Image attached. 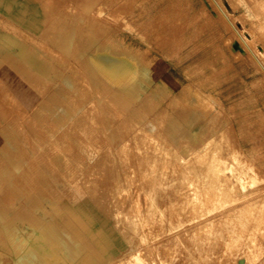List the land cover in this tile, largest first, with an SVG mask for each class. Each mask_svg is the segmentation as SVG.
Here are the masks:
<instances>
[{"label":"rangeland","instance_id":"obj_1","mask_svg":"<svg viewBox=\"0 0 264 264\" xmlns=\"http://www.w3.org/2000/svg\"><path fill=\"white\" fill-rule=\"evenodd\" d=\"M260 1L0 0V264H264Z\"/></svg>","mask_w":264,"mask_h":264},{"label":"bare ground","instance_id":"obj_2","mask_svg":"<svg viewBox=\"0 0 264 264\" xmlns=\"http://www.w3.org/2000/svg\"><path fill=\"white\" fill-rule=\"evenodd\" d=\"M260 1V0H259ZM262 1V0H261ZM261 1H260V3H261ZM264 1V0H263ZM262 1V2H263ZM209 4V3H208ZM215 3H213V5H214ZM217 4H218V2H217ZM216 5V4H215ZM214 5V6H215ZM254 5V4H253ZM255 5H260L259 3H256ZM255 5H254V8H256L255 7ZM262 5H264V4H262ZM262 5H260L259 7H261ZM219 6V5H218ZM218 6H216V7H218ZM222 7V6H221ZM264 7H262V10H264L263 9ZM217 9H219V7L217 8ZM256 9H258V8H256ZM259 10V9H258ZM261 10V9H260ZM259 10V11H260ZM259 13V12H258ZM130 34V33H129ZM240 35V34H239ZM236 39V38H235ZM240 39V38H239ZM242 39H243V37H242ZM250 39V38H249ZM233 40V39H232ZM237 40V39H236ZM241 40V39H240ZM251 40V39H250ZM234 41V40H233ZM242 41V40H241ZM247 43V42H246ZM239 44V43H238ZM240 45V44H239ZM242 46H243V44H242ZM238 47V45L236 44V48ZM244 47V46H243ZM246 48V47H245ZM241 49H243V48H241ZM248 49V48H247ZM245 50V49H244ZM249 50V49H248ZM252 50V49H251ZM239 51V50H238ZM135 53V52H134ZM236 53V52H235ZM241 53H242V51H241ZM252 53H253V51H252ZM256 53V52H255ZM236 54H238V53H236ZM240 54V53H239ZM238 54V55H239ZM244 54V53H243ZM254 54V53H253ZM93 58V57H92ZM93 60H94V58H93ZM96 61V60H95ZM97 62V61H96ZM122 64H123V62H122ZM99 65V64H98ZM102 66V65H101ZM200 67V66H199ZM198 66L197 67H195V70H196V68H199ZM165 68V67H164ZM104 69V68H103ZM112 69V68H111ZM191 69V68H190ZM105 70V69H104ZM123 70L126 72V73H130L131 72V67L129 66V65H126L124 68H123ZM148 70V69H147ZM146 69H145V71H147ZM157 70V69H156ZM155 70V71H156ZM122 71V70H121ZM160 71V70H159ZM159 71H158V73H159ZM163 71V70H162ZM133 72V71H132ZM149 72V71H148ZM151 73H152V71H150ZM149 72V73H150ZM154 72V71H153ZM157 72V71H156ZM112 73V72H111ZM145 73V72H144ZM155 73V72H154ZM157 73V74H158ZM188 73H189V71H188ZM138 74V73H137ZM153 74V73H152ZM199 74V73H198ZM145 75V74H144ZM155 76H156V74H155ZM194 76H196V74H194ZM62 77V76H61ZM146 77V76H145ZM125 78V77H124ZM151 78V77H150ZM146 79V78H145ZM143 81V80H142ZM149 82V81H148ZM195 82H197V81H195ZM213 82V81H212ZM199 83V82H198ZM209 83V82H208ZM147 84V83H146ZM207 85L205 82H203V85ZM215 84V83H214ZM201 85H202V83H201ZM202 85V86H203ZM148 86V85H147ZM197 86V85H196ZM208 86H210V85H208ZM211 86H213V84H211ZM210 86V87H211ZM210 87H208V89L210 88ZM215 87V86H214ZM214 87H213V90H214ZM206 88V87H205ZM196 89H198V87L196 88ZM200 89V88H199ZM215 91V90H214ZM142 92V91H141ZM199 93H200V91H199ZM144 94V93H143ZM151 94V93H150ZM201 94V93H200ZM214 94V93H213ZM146 95V94H145ZM145 95H144V97H145ZM69 96V95H68ZM211 97V96H210ZM65 99V98H64ZM209 106V105H208ZM47 107V106H46ZM118 110V109H117ZM117 113H120L119 111H116ZM61 112H59V110H56L55 111V114L56 115H59ZM81 115V114H80ZM115 115V114H114ZM120 114H118L117 116H119ZM105 116H107V115H105ZM196 116V115H195ZM46 123V122H45ZM48 124H46L45 126H47ZM214 126V125H213ZM217 127H218V125H217ZM220 127V126H219ZM218 127V128H219ZM212 128H214V127H212ZM216 128V127H215ZM225 128V127H224ZM217 129V128H216ZM216 129H213V131L215 130L216 131V133L217 132H219V130L217 131ZM212 130V129H211ZM223 132V131H222ZM221 133V132H220ZM224 134V133H223ZM235 134V133H234ZM196 135H197V132H196ZM219 136H221V135H219ZM229 137V136H228ZM221 139H222V136H221ZM224 140V139H223ZM238 140V139H237ZM222 141V140H221ZM225 141H227V140H225ZM237 142V141H236ZM225 143V142H224ZM224 143H223V145H224ZM230 143V142H229ZM228 143V144H229ZM238 143V142H237ZM241 144V143H240ZM239 144V145H240ZM235 145V144H234ZM220 147H222V145L220 146ZM220 147H218V148H220ZM226 147H228V146H226ZM229 147H230V145H229ZM228 147V148H229ZM223 148H225V147H222V149ZM232 148H234V147H232ZM231 148V149H232ZM239 148H241V147H239ZM221 149V150H222ZM227 149V148H226ZM226 149H225V151H226ZM235 149H236V147H235ZM243 149V148H242ZM84 150H85V155H87L90 159H93V156H92V153H91V151L89 150V149H87L86 147L84 148ZM220 150V151H221ZM228 151H231V150H229V149H227ZM234 150V149H233ZM241 150V149H240ZM245 150V149H244ZM224 151V150H223ZM225 151H224V153H225ZM237 151H239V149L237 150ZM246 151V150H245ZM222 152V151H221ZM241 152V151H240ZM223 153V154H224ZM239 156H241L242 154H239L238 152H236ZM242 153V152H241ZM112 154V153H111ZM221 154V153H220ZM226 154H227V152H226ZM234 154H235V151H234ZM108 155H110V153L108 154ZM162 154H160V156H161ZM222 155V154H221ZM220 155V156H221ZM231 154H229V156H230ZM244 155V154H243ZM106 156H107V154H106ZM105 156V157H106ZM111 156V155H110ZM226 156V155H225ZM228 156V155H227ZM161 157H163V156H161ZM232 157V156H231ZM230 157V158H231ZM238 157V156H237ZM243 157H245V155L243 156ZM159 158V157H158ZM165 158V157H164ZM183 158V157H182ZM226 158H228V157H226ZM225 158V159H226ZM250 158V157H249ZM159 159H161V158H159ZM166 159V158H165ZM233 159V158H232ZM246 159V158H245ZM244 159V160H245ZM251 159H252V157H251ZM250 159V160H251ZM162 160V159H161ZM234 160V159H233ZM239 161H240V158L238 159ZM243 160V161H244ZM248 160V159H247ZM216 161H217V159H216ZM120 162V161H119ZM229 162H232L231 161V159H229ZM238 162V161H237ZM236 162V163H237ZM252 162V161H251ZM107 164H108V168H109V177H111L110 179L111 180H113V181H115L114 182V185H115V183H116V186H115V188L117 189V191L118 192H120V190H119V188L121 187V185H120V178H121V176L120 175H118V168H117V162L115 161V160H113L112 159V157L110 158V157H108V162H106ZM182 163V162H181ZM239 163H241V162H239ZM215 164H217V163H215ZM234 164V163H233ZM238 164V163H237ZM251 164H253V163H251ZM251 164H250V166H251ZM221 165V164H220ZM219 165V166H220ZM227 165V164H226ZM241 165V164H240ZM245 165V164H244ZM216 166V165H215ZM218 166V167H219ZM235 166V165H234ZM243 166V165H242ZM246 166V168L248 167L247 165H245ZM240 167V166H239ZM238 167V168H239ZM254 167V166H253ZM216 168V167H215ZM226 168V167H225ZM232 168V167H231ZM255 168V167H254ZM254 168H253V170H254ZM224 169V168H223ZM240 169L241 168H239V171H240ZM244 169H245V167H244ZM217 170H220V169H217ZM216 170V171H217ZM231 170H234L233 168L231 169ZM242 171V170H241ZM255 171V170H254ZM253 171V172H254ZM218 172V171H217ZM224 172V171H223ZM250 172V171H249ZM252 172V171H251ZM244 173V172H243ZM255 173H256V171H255ZM258 173V172H257ZM256 173V174H257ZM216 174V173H215ZM220 174V175H219ZM223 174H225V173H223ZM222 174V172L220 173V172H218L217 174H216V177H217V175L220 177L221 175H222V177H224V175ZM227 174H229V173H227ZM231 174H233V173H231ZM168 175V174H167ZM166 175V176H167ZM171 175V174H170ZM225 176H227V175H225ZM256 176V175H255ZM219 177H218V179H219ZM222 177H220V178H222ZM225 178V177H224ZM228 176H227V179H226V181H228ZM221 180V179H220ZM222 180H223V178H222ZM232 180V179H231ZM258 180H259V177H258ZM112 181V182H113ZM230 181V180H229ZM215 182H220V181H216V178H215ZM223 182H225L224 180L222 181V183ZM232 182H233V180H232ZM229 183V182H228ZM228 183H226L228 186H230ZM234 183V182H233ZM257 183V182H256ZM220 184H221V182H220ZM220 184H218V185H220ZM258 184V183H257ZM226 185V186H227ZM253 185H254V182H251V183H249V184H247V183H242V185H241V187H240V193H238L237 194V199H240V198H243V199H245L246 201H252V200H248L247 199V197L249 196V194H251V190L253 191V189H252V187H253ZM226 186H225V188H226ZM227 186V187H228ZM232 186V185H231ZM258 186V185H257ZM216 188H217V186H216ZM223 188V187H222ZM228 188H230V187H228ZM219 189L221 190V188L219 187ZM227 189V188H226ZM225 189V190H226ZM230 190V189H229ZM217 191H218V189H217ZM222 191H224V190H222ZM222 191H220V194H221V192ZM227 191V190H226ZM235 191H237V190H235ZM219 192V191H218ZM230 192V191H229ZM231 193V192H230ZM236 193V192H235ZM218 195L219 196V199L220 200H218L219 201V203L221 202V201H225V202H227L225 199H223V198H220L221 197V195H223V192H222V194L221 195ZM227 194H228V191H227ZM255 195V194H254ZM253 195V196H254ZM223 196H225L224 198H226V196L227 195H225V193H224V195ZM230 196V195H229ZM234 196H235V194H234ZM252 196V197H253ZM83 198H82V206L80 207V208H78L79 209V211H78V213H80L83 217H85V219L87 220V222H88V225H87V229H86V231H87V233L89 234V236H90V239L92 240V241H94L95 242V246L103 253V256H105V258H110L115 252H116V250L121 246V244H123L124 242H125V238H124V236L120 233V231L118 230V228L117 227H115V224L111 221V220H107L106 218H103V217H101L100 216V211L96 208V205L92 202V201H90V200H88L84 195L82 196ZM236 197V196H235ZM234 197V198H235ZM250 197V196H249ZM248 197V198H249ZM229 198V197H228ZM228 198H226L227 200H228ZM251 198V197H250ZM221 199H223V200H221ZM236 199V200H237ZM235 200V201H236ZM245 200H241V202L242 201H245ZM238 203H240V202H238ZM245 203V202H244ZM247 203V202H246ZM220 204H222L223 205V202L222 203H220ZM224 204H226V203H224ZM241 204V203H240ZM243 204V203H242ZM248 204H249V202H248ZM252 204V203H251ZM234 205H236V203L234 204ZM239 205V204H238ZM217 206H219L218 204H217ZM221 206V205H220ZM220 206H219V208H220ZM227 205H225V207H226ZM241 206V205H240ZM239 206V207H240ZM225 207H224V205L222 206V208L221 209H224V212L226 211L225 210ZM234 207V206H233ZM236 207V206H235ZM242 207H243V205H242ZM242 207H240V208H242ZM218 208V209H219ZM216 209V208H215ZM228 209H229V207H228ZM230 209H231V206H230ZM228 210L229 212L232 210V212H233V210L235 211L236 210V208H234V209H231V210ZM243 209H244V207H243ZM242 209V210H243ZM247 209V208H246ZM245 209V210H246ZM254 209V208H253ZM237 210H239V209H237ZM219 211V210H218ZM227 211V212H228ZM244 211V210H243ZM258 212L259 211H264L263 209L262 210H257ZM221 212H222V210H221ZM220 212V213H221ZM224 212L222 213L223 215H225L224 214ZM240 212V211H239ZM251 212V211H250ZM219 213V214H220ZM226 213V212H225ZM254 213V212H253ZM214 214H216V211H215V213ZM219 214H217L218 216H219ZM227 214V213H226ZM256 214V213H255ZM221 215V214H220ZM231 215V214H230ZM255 216V215H254ZM253 216V217H254ZM251 218V217H250ZM241 219V218H240ZM245 219V218H244ZM251 220V219H250ZM238 221H239V219H238ZM237 220H236V222H238ZM243 221V220H242ZM240 222V221H239ZM251 222V221H250ZM228 223H230V222H228ZM243 223H244V221H243ZM241 224H242V222H241ZM243 225V227H244V224H242ZM232 227V226H231ZM237 228H239V225H238V227ZM250 228L251 227H248V230H250ZM230 230H233V228L232 229H230ZM236 230H238V229H236ZM245 230H247V227H246V229L244 228V231ZM243 231V232H244ZM235 231L233 230V233H234ZM237 232H239V230L237 231ZM240 232H241V230H240ZM246 232V231H245ZM233 233H231V235L233 234ZM236 233V232H235ZM242 234H244V233H242ZM242 234L240 235V236H242ZM243 237V236H242ZM246 238V237H245ZM227 243V242H226ZM240 243V242H239ZM141 261V260H140ZM139 261V262H140Z\"/></svg>","mask_w":264,"mask_h":264}]
</instances>
